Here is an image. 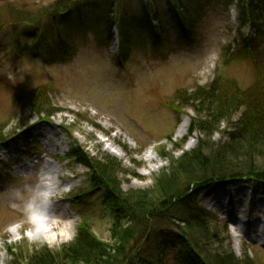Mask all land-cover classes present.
Masks as SVG:
<instances>
[{
    "label": "rangeland",
    "instance_id": "374dc122",
    "mask_svg": "<svg viewBox=\"0 0 264 264\" xmlns=\"http://www.w3.org/2000/svg\"><path fill=\"white\" fill-rule=\"evenodd\" d=\"M22 1L49 7L58 0H0V7ZM187 1L198 8L202 0ZM208 1L191 46L177 44L178 27L172 26L165 0L99 1L74 10L66 24L45 21L39 27H10L0 33V264H12L15 255L27 263L45 247L61 252L75 242L84 224L98 240L112 243L113 219L103 206L104 192L92 185L90 169L72 156L76 149L92 159L109 157L120 163L123 191L150 192L161 175H168L172 160L197 149L201 142L211 146L228 139L232 123L242 117L245 107L233 115L231 126L222 122L220 132L208 135L195 129L191 133L193 120L206 113L196 114L190 98L199 89H210L220 77L237 83L242 91L250 89L264 72V45L259 49V73L251 60L237 53L242 40L255 34L239 21L236 7ZM143 6L158 13L172 37L173 47L165 53L155 50L152 38L145 36ZM103 13L112 23L126 22L129 28L131 24L135 38L127 59H120L122 39L116 28L113 40L104 38ZM160 22L154 24L159 27ZM34 33H44L53 43L60 35L67 38L64 46L73 47L75 54L58 61L56 51L46 52L28 39ZM37 92L48 95L55 113L49 120L16 104L20 95ZM208 103L204 108L195 106L202 111ZM182 125H186L184 134ZM49 134L54 135L51 143L58 144L56 149L48 146ZM14 157L16 161H9ZM21 164L29 167L20 168ZM45 175L53 182L51 198L43 205L46 223L42 226L48 234L38 238L26 206L44 190ZM250 192L263 198L264 185L246 180L213 183L201 192L198 203L217 213L219 225L228 227L217 248L230 250L240 260L247 255L254 264H264V204L252 207ZM221 193H246L247 198H231L228 219L216 202ZM69 222L74 223L73 229L68 228ZM168 258V264H184L175 252Z\"/></svg>",
    "mask_w": 264,
    "mask_h": 264
},
{
    "label": "trees",
    "instance_id": "16d2710c",
    "mask_svg": "<svg viewBox=\"0 0 264 264\" xmlns=\"http://www.w3.org/2000/svg\"><path fill=\"white\" fill-rule=\"evenodd\" d=\"M99 1L109 4V0H58L49 7L27 1L8 3L0 7V33L10 27H39L45 21L66 24L74 17V10L92 7ZM226 2L229 9L236 7L239 21L248 24L255 34V38L242 40L237 53L240 52L241 58L251 60L260 73L264 0H218L215 3ZM165 3L172 26L178 27L177 44L193 45L204 8L210 1H200L198 8L191 7L187 0H165ZM143 9L145 36L152 38L155 50L165 53L173 47L172 37L160 22L158 13L148 7L143 6ZM102 16L104 38L108 42L113 40L116 28L122 39L120 59H127L135 38L131 24L129 28L125 26L126 22L122 25L112 23L107 13ZM154 22H160V26ZM28 39L37 41L46 52L56 51L58 61H66L75 54L73 47L64 46L67 38L61 35L54 43L48 42L44 33L31 34ZM260 75L245 91L237 83L220 77L210 89H199L193 94L191 108L198 115H206L193 120L191 133L195 129L208 135L220 132L222 122L231 126L233 115L242 107L245 111L237 122L232 123L225 142L211 146L201 142L197 149L184 153L176 162L172 160L168 175L158 178L153 191L125 192L119 180L123 173L120 163L112 162L109 157L103 161L92 159L80 149L73 151L72 156L90 169L95 189L104 192L103 206L113 219L112 243L98 240L90 226L84 224L79 228L75 242L64 246L61 252L55 253L45 247L34 252L27 263L15 255L17 259L12 264H168L169 254L174 252L184 264H254L247 255L240 260L230 250L221 251L216 247L224 242L219 237L228 233V227L219 225L216 217L199 206L198 199L205 188L218 181L248 179L264 185V72ZM196 103L198 107L207 103L210 106L200 111ZM16 104L38 117L45 115L46 120L55 114L44 92L32 96L25 94L24 97L22 94L16 98ZM160 226L166 230H157Z\"/></svg>",
    "mask_w": 264,
    "mask_h": 264
},
{
    "label": "clouds",
    "instance_id": "9594fccd",
    "mask_svg": "<svg viewBox=\"0 0 264 264\" xmlns=\"http://www.w3.org/2000/svg\"><path fill=\"white\" fill-rule=\"evenodd\" d=\"M41 184L44 190L37 192L36 199L26 206L30 221L34 227H38L46 219L43 211V205L51 198L52 192L49 190L53 187L51 176L45 175L41 178Z\"/></svg>",
    "mask_w": 264,
    "mask_h": 264
},
{
    "label": "bare ground",
    "instance_id": "6f19581e",
    "mask_svg": "<svg viewBox=\"0 0 264 264\" xmlns=\"http://www.w3.org/2000/svg\"><path fill=\"white\" fill-rule=\"evenodd\" d=\"M185 128H186V125H182V126H181V133H182V134L185 133ZM45 134H46V133H45ZM47 136H48V141L50 142V144H49L48 146H50L51 148L56 149L57 146H58V144H57V143H55V144H52V143H51V142L53 141V139H54V135H53V134H49V135H47ZM226 196H227L226 193H221V194L219 195V197L216 199V200H218V201H216L217 204H219L220 200L223 199V198H225ZM43 211H44V209H43ZM238 211H239V212L241 211V206H239ZM45 216H46V215H45ZM44 223H46V222L44 221L43 224H44ZM236 223H237V226H238V224H240L238 221L235 222V224H236ZM31 224H32V226H34L32 221H31ZM67 226H68L69 229H73L74 223L69 222V223L67 224ZM35 228H36L35 235H36V237H38V238H41V237H43L44 235L48 234V232L43 228L42 223H41L38 227H35ZM51 230H53V229H51ZM49 242H51V241L49 240Z\"/></svg>",
    "mask_w": 264,
    "mask_h": 264
}]
</instances>
